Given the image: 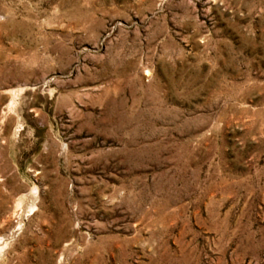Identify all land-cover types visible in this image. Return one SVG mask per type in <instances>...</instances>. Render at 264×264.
Instances as JSON below:
<instances>
[{"label": "rangeland", "instance_id": "374dc122", "mask_svg": "<svg viewBox=\"0 0 264 264\" xmlns=\"http://www.w3.org/2000/svg\"><path fill=\"white\" fill-rule=\"evenodd\" d=\"M0 264H264V0H0Z\"/></svg>", "mask_w": 264, "mask_h": 264}]
</instances>
